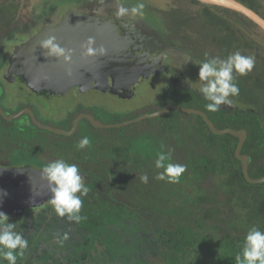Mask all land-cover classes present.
Masks as SVG:
<instances>
[{"label": "rangeland", "instance_id": "1", "mask_svg": "<svg viewBox=\"0 0 264 264\" xmlns=\"http://www.w3.org/2000/svg\"><path fill=\"white\" fill-rule=\"evenodd\" d=\"M94 1L32 0L18 28L5 39V47L10 49L59 10ZM120 2L130 9L142 3L144 7L139 16L161 35L162 24L154 10L188 5L187 0ZM259 11L264 17V0ZM239 28L264 50V32L260 28ZM155 104L154 96L149 94L127 102L90 95L72 101L68 107L70 112L75 106L93 110L101 116L100 121L109 124L113 118L122 122L150 113L153 108L150 106ZM142 121L132 124L133 131L143 130L148 137L151 130L146 133L147 121ZM181 130L184 138L185 129ZM135 148L132 157L125 160L78 166L89 189L81 198L79 214L83 219L80 222L59 217L50 203L21 215L8 214L9 223H17L16 231L28 240V247L23 256L17 257V264H226L225 249L217 245L212 228L218 219L213 199L198 201L195 205L203 195L194 187L198 179L193 175L197 170L194 165L181 175L179 183L160 181L155 177L163 169L155 167L157 156L152 152L151 143L141 138ZM34 166L44 168L46 164ZM143 174L148 175L146 184L140 180ZM177 206L181 210L178 216L184 217L182 220L175 217ZM65 234L68 238L58 243ZM3 264L8 262L5 260Z\"/></svg>", "mask_w": 264, "mask_h": 264}, {"label": "trees", "instance_id": "2", "mask_svg": "<svg viewBox=\"0 0 264 264\" xmlns=\"http://www.w3.org/2000/svg\"><path fill=\"white\" fill-rule=\"evenodd\" d=\"M31 1L0 0V78L10 50L5 47L4 41L18 28ZM238 1L263 17L259 11L262 0ZM187 4L185 7L173 5L167 10H154L160 17L162 36L167 42L185 49L202 62L209 57L226 59L237 51L255 58V67L250 73L244 76L234 73L235 83L240 90L235 98L246 108L245 115H238L222 123H215L211 113L206 115L218 130L230 128L246 131L247 137L241 153L249 158V176L254 179L264 177V50L239 28L256 25L238 13L214 4L198 0H187ZM24 29L25 32L28 31L26 26ZM90 95L105 97L97 93ZM171 102L179 107L205 112L203 107L171 101L166 97L150 106L153 107L150 112L160 110ZM144 121H147V127L144 128L147 129L146 133L151 130L148 137L143 130L133 131L134 125L99 129L89 123L83 124L70 139L62 138L66 142L55 146L52 154L59 158L95 163L93 165L108 164L131 158L136 151L137 142L146 138L156 156L161 152H170L171 158L167 163L186 165L187 170L194 165L197 170L193 171V175L198 176L194 187L203 195L195 205L198 201L204 203L205 200L213 199L218 217L212 224L217 235L216 243L222 250L225 249L226 264H238L236 256L242 255L248 231L256 227L264 232V184L252 185L244 179L242 163L234 154L237 138L229 134L213 135L199 116L175 111H170L164 117L142 122ZM12 123L0 117L2 140L15 136L16 130L11 128ZM115 123H119L117 118L109 121V124ZM181 128L185 129L184 138ZM105 131L111 133L106 134ZM83 137H87L90 143L84 149H78L77 144ZM22 142L25 140L22 139ZM23 149L25 150V146ZM37 150L46 152V148L38 147L26 151ZM179 213L181 210L178 207L175 217L184 219L178 216ZM203 216L207 218L206 215Z\"/></svg>", "mask_w": 264, "mask_h": 264}, {"label": "water", "instance_id": "3", "mask_svg": "<svg viewBox=\"0 0 264 264\" xmlns=\"http://www.w3.org/2000/svg\"><path fill=\"white\" fill-rule=\"evenodd\" d=\"M198 1L236 12L264 32V18L238 0ZM121 4L119 0H112L84 6L70 5L53 14L33 33L10 48L1 74L5 86L21 79L27 97L40 92L48 96H65L71 89H77L81 94L89 91L109 94L122 102L143 97L175 63L179 53L162 41L155 29L138 15L130 12L118 15ZM49 36H54L55 43L61 48L71 50L69 61L49 55L41 46V42ZM90 38L93 40L90 46L96 51L93 55H85ZM101 48L104 49L103 55L99 53ZM170 111L199 116L213 135L229 134L237 138L234 154L242 163L244 179L252 185L264 184V177L254 179L249 176V158L241 153L246 131L230 128L218 130L201 110L167 104L160 110L115 124L102 123L90 114H81L73 121L68 132L39 123L30 110L24 112L41 129L71 135L82 119L88 120L94 128L111 129L164 117ZM22 113L7 116L0 108V116L6 121L16 119ZM42 170L32 166L11 168L0 165V211L7 215L21 214L49 202L51 193Z\"/></svg>", "mask_w": 264, "mask_h": 264}, {"label": "flooded vegetation", "instance_id": "4", "mask_svg": "<svg viewBox=\"0 0 264 264\" xmlns=\"http://www.w3.org/2000/svg\"><path fill=\"white\" fill-rule=\"evenodd\" d=\"M104 1L108 2L112 0H96L94 1V3L95 2L102 3ZM85 4L87 3H84L83 6ZM139 18L143 22H145L140 16ZM36 29L31 31L29 34H27L20 40H18V42L29 36ZM155 31L157 32L158 37L162 41H164L169 47H171L172 49L176 50L179 53V58L175 61L173 65L169 67V70L165 72L163 76L160 79H158L150 89L146 91L145 94L153 95L156 102L157 100L166 97L171 101L203 107L207 115L208 112L211 113L214 119L213 121H215V123L230 121L232 118L238 115H245V113L247 112L246 108H243L238 103V100L235 97H230L233 100L232 106L221 105L219 111L216 112L209 111L206 107L209 101L205 100L203 95L197 91L199 65H196L194 63H200L202 61L196 59L188 51L177 46L176 44L167 42L156 29ZM0 86L2 87V93L0 95V108L3 111V113L7 116H10V115H16L19 112H23L16 119L7 121V122H13L11 124L12 125L11 128L16 130L15 136L12 137L10 136L5 141L0 138L1 166L11 167V168L19 167V166H32L33 168H36L34 166V164L36 163L37 164L39 163L41 165L43 163L47 165L48 163L57 159H62L69 164H76L77 166L79 165L94 166L93 164L95 163L89 164L80 160H72L66 157L59 158L53 156L52 154L55 146L57 145L61 146L64 142H66L62 138L70 139V137L76 134V132L78 131L79 127L82 124H87V123L90 124L88 120L86 119L80 120L73 134L62 135L39 128L33 123L29 114L24 111L30 110L34 118L39 123L45 126H49L57 130L68 132L72 128L73 121L81 114H90L96 120L100 121L99 118L101 116L98 115L93 110H83L79 106H75V110L73 112H70L68 107V105H70L72 101L81 99L82 97L89 96L90 94L96 92L89 91L84 94H81L78 92L77 89H71L65 96H48L47 94L40 92L34 95L33 97H27L24 92V83L22 82L21 79H18L14 84L6 87L4 82L0 78ZM98 95L105 97L110 96V98H114L109 94H104V95L98 94ZM167 104H173V103L171 102ZM22 139H24L25 142H22ZM24 146H25V150L23 149ZM35 147L46 148V152H41L40 150H37L35 152L26 151L29 148H35ZM23 159H29L31 160V162L29 161L23 162L22 161ZM36 169H43V167ZM35 209L37 208L30 209L21 214L31 212ZM21 214H12V215H21Z\"/></svg>", "mask_w": 264, "mask_h": 264}, {"label": "clouds", "instance_id": "5", "mask_svg": "<svg viewBox=\"0 0 264 264\" xmlns=\"http://www.w3.org/2000/svg\"><path fill=\"white\" fill-rule=\"evenodd\" d=\"M144 5L137 4L131 9L123 4L118 6L117 14L125 15L129 12L139 15ZM93 40L88 41L89 47L85 49V55H93L95 51L90 45ZM41 46L48 51V54L57 58L63 57L67 62L70 60L71 50L61 48L55 43V37L49 36L41 42ZM67 53V54H66ZM101 55L104 49H99ZM207 56V54H206ZM198 71V88L205 100L209 101L206 105L211 112L220 110V106H232L233 100L230 97L239 95V87L235 83L234 73L240 76L247 75L255 67L253 56H244L239 51L229 55L226 59L219 57H209L200 63ZM90 143L87 137H83L77 144L78 149H84ZM171 154L163 152L157 154L155 167L163 169L157 173L155 179L168 183H179L181 175L187 170V166L177 163H166L170 160ZM42 176L48 181L51 198L49 202L55 213L59 217H67L69 221L80 222V209L82 207V197L89 189L86 186L80 170L76 164H69L62 159L48 163L42 170ZM143 183H148V175L140 176ZM79 194V195H78ZM10 217L0 211V264L7 261L8 264H17V257L23 256L28 247V240L21 232L16 231L17 223H9ZM68 238L65 234L58 243H63ZM238 264H264V232L256 227L251 228L244 238L242 255L236 256Z\"/></svg>", "mask_w": 264, "mask_h": 264}]
</instances>
